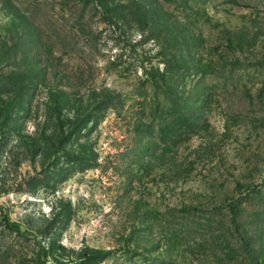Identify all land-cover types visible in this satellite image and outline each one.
<instances>
[{
	"label": "rangeland",
	"instance_id": "rangeland-1",
	"mask_svg": "<svg viewBox=\"0 0 264 264\" xmlns=\"http://www.w3.org/2000/svg\"><path fill=\"white\" fill-rule=\"evenodd\" d=\"M42 262L264 264V0H0V264Z\"/></svg>",
	"mask_w": 264,
	"mask_h": 264
},
{
	"label": "trees",
	"instance_id": "trees-1",
	"mask_svg": "<svg viewBox=\"0 0 264 264\" xmlns=\"http://www.w3.org/2000/svg\"><path fill=\"white\" fill-rule=\"evenodd\" d=\"M176 67H181L180 63L178 62H171L168 61L162 70L159 68L152 69L150 71L146 70L145 75L149 80H152V84L155 87H160L161 84H165L164 87L165 93L167 94V98H169L168 102L170 104L168 105H162L159 101L153 104L155 114L158 116L159 121V134L160 139L163 142H179L183 140L189 132H193L198 126L199 123L196 120H199L198 115L195 116L194 120H190V115H192L196 109L195 105H192L191 110L186 107V105L183 106L181 103V100L183 99V95L180 94V88L177 86L176 88H169L168 87V78L171 77L173 72L175 71ZM205 102V99H204ZM115 105L111 100H107L105 102V107H103L104 110H107L109 108H113ZM199 108V107H198ZM192 112L190 115L189 113ZM160 113V114H158ZM153 122V121H152ZM150 124V123H148ZM143 122L138 124V127L140 129L143 128V130H146V126ZM70 158V157H69ZM34 179V178H32ZM9 222V221H8ZM9 222L7 223L8 228L17 230L20 233H23L21 231L18 224ZM98 258L97 255L91 256L89 259L96 260ZM42 264H44L42 262Z\"/></svg>",
	"mask_w": 264,
	"mask_h": 264
}]
</instances>
